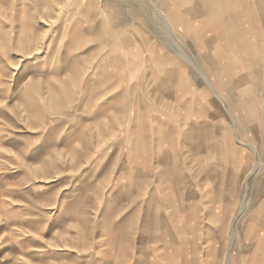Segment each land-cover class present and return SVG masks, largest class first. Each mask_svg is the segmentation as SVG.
Returning <instances> with one entry per match:
<instances>
[{"label":"crops","instance_id":"1","mask_svg":"<svg viewBox=\"0 0 264 264\" xmlns=\"http://www.w3.org/2000/svg\"><path fill=\"white\" fill-rule=\"evenodd\" d=\"M79 8L63 47L74 51L69 74L63 57L24 95L15 129L39 136L0 141V226L23 239L31 264L223 258L210 218L222 230L227 192L264 157V0ZM75 63L91 66L88 81ZM253 215L244 263L264 264V206ZM242 258L233 252V264Z\"/></svg>","mask_w":264,"mask_h":264},{"label":"rangeland","instance_id":"2","mask_svg":"<svg viewBox=\"0 0 264 264\" xmlns=\"http://www.w3.org/2000/svg\"><path fill=\"white\" fill-rule=\"evenodd\" d=\"M88 2L89 0H0V141L15 137L24 140L27 138L25 133L30 137L33 134L36 138L39 136V130L15 129L19 119L25 120V92L42 85L63 57L65 62L68 61V65H65L68 71L64 74H69L76 60L74 51L63 47L69 39V32L76 28V10ZM26 39H30V48H25ZM57 47L60 48L56 49ZM75 64L77 81H88L91 66L88 63ZM82 92L87 93V88ZM42 101L43 98L38 97L39 105ZM85 117L87 119V114H84ZM244 137L249 140L248 136ZM257 160L260 167L251 174ZM257 160H253L242 175L238 191L235 194L231 190L227 192L226 202L231 208L222 230L220 222L210 218V237L215 239L222 233L226 238L221 246L224 257L215 259V262L210 259L212 264H226L227 258L230 261L227 264H233V252L236 250L240 255L242 252L240 262L245 264L244 261L250 259V255L256 250L255 242L246 239L245 233L251 221L258 219L253 215L254 210L264 206V157L259 155ZM83 196L85 195L80 196L81 202ZM231 198L237 199L235 203L231 202ZM235 214L238 215L236 222L231 221ZM8 231L3 224L0 226V264H31L25 255L23 239L15 240L13 237L15 241H12ZM21 236H16V239ZM229 241H232L230 246ZM209 244L216 250L220 242L213 240ZM255 262L259 264L258 259Z\"/></svg>","mask_w":264,"mask_h":264},{"label":"bare ground","instance_id":"3","mask_svg":"<svg viewBox=\"0 0 264 264\" xmlns=\"http://www.w3.org/2000/svg\"><path fill=\"white\" fill-rule=\"evenodd\" d=\"M163 23H164V22H163ZM164 24H165V23H164ZM168 24H170V23L168 22ZM166 26H168V25H166ZM164 28H165V26H164ZM166 29H168V28L166 27ZM180 51H182V50H180ZM235 222H236V221H235ZM231 225H232V224H231ZM227 261L230 262V261H229V258H227Z\"/></svg>","mask_w":264,"mask_h":264}]
</instances>
